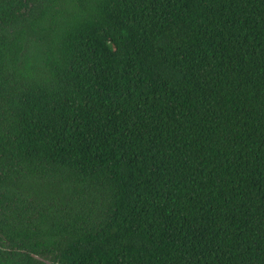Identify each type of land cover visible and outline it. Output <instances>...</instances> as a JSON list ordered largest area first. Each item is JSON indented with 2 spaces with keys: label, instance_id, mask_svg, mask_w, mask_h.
Instances as JSON below:
<instances>
[{
  "label": "trees",
  "instance_id": "obj_1",
  "mask_svg": "<svg viewBox=\"0 0 264 264\" xmlns=\"http://www.w3.org/2000/svg\"><path fill=\"white\" fill-rule=\"evenodd\" d=\"M0 264H264V0H0Z\"/></svg>",
  "mask_w": 264,
  "mask_h": 264
}]
</instances>
